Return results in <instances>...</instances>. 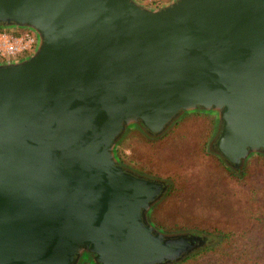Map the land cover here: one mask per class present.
Listing matches in <instances>:
<instances>
[{
    "label": "water",
    "instance_id": "1",
    "mask_svg": "<svg viewBox=\"0 0 264 264\" xmlns=\"http://www.w3.org/2000/svg\"><path fill=\"white\" fill-rule=\"evenodd\" d=\"M0 29L36 35L0 61V264H175L216 242L157 228L166 181L116 149L200 111L232 171L264 155V0H0Z\"/></svg>",
    "mask_w": 264,
    "mask_h": 264
},
{
    "label": "rangeland",
    "instance_id": "2",
    "mask_svg": "<svg viewBox=\"0 0 264 264\" xmlns=\"http://www.w3.org/2000/svg\"><path fill=\"white\" fill-rule=\"evenodd\" d=\"M138 1L154 8L170 0ZM214 129L208 113H186L158 137L127 129L116 153L131 170L166 181V192L150 212L157 228L196 234L235 230L241 233L238 242L247 230L254 244L257 240L254 252L264 254V155L252 156L240 174L232 173L210 150ZM210 255L204 264H210Z\"/></svg>",
    "mask_w": 264,
    "mask_h": 264
},
{
    "label": "trees",
    "instance_id": "3",
    "mask_svg": "<svg viewBox=\"0 0 264 264\" xmlns=\"http://www.w3.org/2000/svg\"><path fill=\"white\" fill-rule=\"evenodd\" d=\"M120 156L123 158L128 157L126 154H122L121 152ZM221 163L224 165L223 162ZM226 169L230 170L234 174H240L242 171H232L228 167ZM208 234L210 235V240H216L214 244L204 247L199 252L189 255L182 261L175 264H188L190 262H194L195 264H204L203 257L209 256L210 253V264H264V254L259 255L254 252L253 248H255L257 240H255L254 244L247 230L243 233V242H238V238L241 236V233L238 232L237 234L235 230L225 231L224 233L212 232ZM235 237L237 238L236 245ZM223 238L225 239L224 241Z\"/></svg>",
    "mask_w": 264,
    "mask_h": 264
},
{
    "label": "built area",
    "instance_id": "4",
    "mask_svg": "<svg viewBox=\"0 0 264 264\" xmlns=\"http://www.w3.org/2000/svg\"><path fill=\"white\" fill-rule=\"evenodd\" d=\"M36 35L28 29H0V61H12L30 54Z\"/></svg>",
    "mask_w": 264,
    "mask_h": 264
},
{
    "label": "flooded vegetation",
    "instance_id": "5",
    "mask_svg": "<svg viewBox=\"0 0 264 264\" xmlns=\"http://www.w3.org/2000/svg\"><path fill=\"white\" fill-rule=\"evenodd\" d=\"M197 235H198V233H197Z\"/></svg>",
    "mask_w": 264,
    "mask_h": 264
}]
</instances>
